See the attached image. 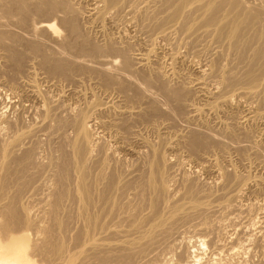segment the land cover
Segmentation results:
<instances>
[{
    "label": "bare ground",
    "instance_id": "obj_1",
    "mask_svg": "<svg viewBox=\"0 0 264 264\" xmlns=\"http://www.w3.org/2000/svg\"><path fill=\"white\" fill-rule=\"evenodd\" d=\"M254 1L255 2L257 1L258 3L257 2L254 3ZM261 3L264 4V0H96L95 3L92 2L91 4L92 6L91 7L89 6L90 8H86L88 9L86 19L89 20V23L93 27L95 25L97 26V28L99 26L100 29H102L105 23L108 24L107 20H109L110 17L118 15L122 12L126 14L127 12H125L124 10L129 11L127 15L129 16L130 14L132 15V18L130 20H127L131 24L129 25L130 28L131 26L133 27V25L135 24L134 26L136 27L137 31L138 29L136 24H141L139 23L140 21H144V20L148 21L150 19V21H148L149 24L146 25L147 27L145 29L147 30V32H149L148 30H150V32L151 30L155 31L153 34L154 38L153 39L151 38L152 40H148L144 43V45L146 44L148 46L145 53L143 52V54H140L138 57L134 58L133 60L131 59L132 57L130 58L128 54L129 49L132 48H127V45L120 46L118 45L119 43L118 44L116 43L117 41L115 42L114 39L113 38L111 39L110 37L109 38L105 37L107 39H105L104 44L99 45L100 43L97 44L93 41L95 38L91 40L89 37H87L85 34L86 31L82 29L84 27L83 26L81 27L80 25L79 20L81 19H79L80 13H78L80 12V9L76 10L75 9L76 5L73 6L70 3L66 2L65 0L64 1L63 0H0V7L2 8L1 13H3V15L6 18H11L12 16L17 15L15 18L17 24H19L18 25L19 28L20 26L22 27L28 26V21L32 14L37 15V17L39 18L43 17V19L45 18L47 19V20L45 19V21L42 22L37 21L38 24L34 25L32 28V32L35 33L37 32V34L39 35V38L37 40H32L30 37H28L30 39H27V37L24 35L26 38L25 39L24 37H22L23 36L22 34L18 35V33L17 34L12 33L10 30H9L10 32H7L8 30L5 32L0 29L1 30L0 54L2 56V59H5L4 61H6L9 69V72H4V73H10V75L14 77L15 75L20 74V72L24 70V66L26 63L29 64V61L34 60V62L36 61V63L38 64L39 68H41L44 71L43 73L49 76L48 79L51 77L54 79L56 77H59L61 80L64 79V81L65 80L67 81V80H73L72 78H74L75 76H82L83 78L86 79L88 78L89 80H95V82L98 84V87L100 86L103 92L104 91H106L105 93H107V91L115 92L118 98L121 99L122 102H124V104H126L127 109H123L125 107L124 106L122 108L123 110L119 111L121 116L133 115L136 121L142 122V124L144 123L146 125L150 124L152 126L158 121V119L162 120V118L166 117L165 113H163V111L161 110L162 107H160V105H158L154 101V99H152L155 96L152 97V91L150 89H154L157 95L159 94L164 100L165 102L164 105H166L167 110L169 109V114L166 113L167 115L173 114L178 117L180 116L182 117L183 121H184L183 119L184 117L186 119L185 121L188 122V124L190 125L191 123L195 124V122H197L196 125L197 128L193 129L190 127L189 131H186L188 132L186 134H184L185 132L182 134L181 132L180 134H175L171 141H169L170 140L169 139L167 142H164L161 138L160 139L161 142L159 143L157 142L158 145H151L147 142H144V140L142 142L140 141L142 147L146 148L148 151L145 152V154L147 153L148 155V156L146 155L148 157L147 159L148 163L146 162L147 163L146 171H144L143 173L142 170L141 172L143 174L141 175H140L141 172L138 173L139 177H137L138 178L137 180H128L131 177L128 179L126 178L125 180L122 175L126 176L125 175L126 173H124L123 171V173L121 174V172L117 170L118 167H116L117 169H114L112 167L113 164L111 163H109L111 164L110 166L112 167L110 168V166L108 165L105 159L106 157L101 158L103 154H101V156L98 157L101 159L96 160V155H95L96 149L99 148V146H96L97 143L94 142L95 138L93 139V135L89 129L90 126L88 125V122L90 123L91 120L95 119L93 117L94 115L93 112L95 110L97 111L98 114L101 113L100 106L102 107V105L100 103H99V107L96 109H94L96 105H89L86 109H84L85 107L84 108L80 107L81 110L78 109L76 110L78 112L73 111L74 113H76V115L72 113L75 115L74 117H72V119L69 120L58 119L57 121L55 120L53 121L52 118L54 117L51 118V116L56 117L57 113L55 115H51L53 111H51L52 108L50 109L48 107L50 104L47 105L48 104L47 102L46 104L47 106L42 105L41 107V109L43 110L42 119L43 121L46 120L45 121L47 122L45 123L46 126L48 124V121L51 119L53 122H55L52 123L55 124L54 125L55 127L53 128L62 130L64 127H71L70 129H72L73 131L72 134L73 137L70 139H66L67 141L65 142V144L67 143L69 151L67 152L65 150L64 146L66 145L64 144L63 146L62 143L60 144V146H58L59 147L58 149L54 146V148L58 150L57 151L58 158L56 160L49 158L50 159L49 166L52 165L51 167L55 168L56 170V173L54 172L57 178L55 183L58 184L57 187L58 191L55 188L57 192H55V194L53 193L54 194V196L52 195L53 198L50 197L51 202L49 203V205H47L48 208L46 209L45 212L46 215H48L49 217L48 219H50L51 223L49 222L50 225L46 227L40 226L39 223L35 222L34 219L35 217L33 218L34 219L33 220L31 218L32 216L30 215L31 213L29 214L28 210L25 209V207L20 206L19 204L20 199H22L20 198L21 194H23L22 192L25 190L29 182V181L27 182L26 176L28 173H26V170L28 172L29 166H31L32 168L33 165L32 158L34 156L33 155L34 149L30 147L28 149L23 148L21 151L19 150V148L22 147L21 145L22 142L24 141L23 139L25 138L26 133L19 132L17 134H14L13 136L11 135V139H9L10 141L8 142L6 141V143L4 144L2 142L1 144L2 146H0V170L2 171V173L0 174V264H36L35 261L32 260L34 258L35 253H38L41 259L38 261L41 262L43 261V264L44 263L45 264H83V261L86 258L88 259L93 256H94L93 258L97 259L99 261L98 263L100 264H108L109 262H111L113 258L118 259L117 261L119 260L122 261L127 255L125 256L123 254L124 255L123 256L122 254H120V250L119 253H117L116 251L113 252L114 249L116 250L121 249L122 250L121 252L123 251L132 252V250L134 251L137 249L144 250V246L148 247L150 244L156 243L155 241L156 238H158L157 236H159L160 234L164 235V233L166 234L168 228H171L169 226L172 223H174L176 220L178 221V218L179 219L181 217L185 218L184 214L187 213L186 212L187 210L189 212L190 210L192 212L193 211L197 212L198 210L200 211L201 209H202L201 211H205V208L208 207V202H205L207 203L206 205L203 202L204 200L201 201V198H199L198 196V192H196V187H194L193 184H191L190 180H188V182L186 180V183H184V190H183L184 192L182 195V199L185 201V203L177 204L174 201H173L174 203L171 202L174 195L169 192L170 189H168V185H167V178H168L167 172L169 171L170 165H168V160H167L168 157L166 159L164 156L167 154V153L164 154V150L170 152H176L180 147H182L183 149H186L187 152L190 153V157H192L191 155H194V157H199V155L208 156V157L204 156L205 158L202 157L203 164H201V166L198 167H201L202 170L206 172L213 173L215 175V178L216 177L218 179L220 178L223 183V187H230L232 186V184L236 185L237 187L236 188L237 192L235 195L233 194V196L231 193L233 192L232 191L233 189L230 191L231 195L225 194L227 192L229 193V191H227L226 188H225L226 191L225 193L223 192L224 190L222 189V192L224 194L218 191L222 193L223 196L224 195L225 196L229 195V197L232 196L230 197V199L229 197H227L229 200H226L227 198L223 197L224 200L226 201H221L220 200L221 198L218 196L222 194L217 195V198L218 199L220 198L219 200L221 201L220 203H218L219 205L223 203L224 207H228L230 204L232 205V203L233 204L236 203L234 200L237 201V199L239 200V198H242L240 194L242 193L243 190L245 191V189L249 191L251 183L249 185L248 182H246L247 180L239 179V177L236 176L237 174L234 173L228 174L218 166V161L220 160L219 156L217 158L216 157L217 155H211V153H215V154L218 153L224 155L225 153H227L225 151L226 148L221 141L219 142L218 140L219 138L215 137L216 135L213 134L214 130L207 125L206 121L203 120V117H205L206 114H217L216 116H218V113L220 114L225 113L228 115V113H230L233 109L235 110V108L238 109L245 108L242 109L243 110L242 113L244 114L243 120L245 121L244 124L246 122L250 124H257L259 120L262 121V119H264V6H261ZM150 8H152L151 14L149 13L147 14ZM54 18H58L59 26L64 31V35H63L64 41L62 45L59 44V46L61 47L58 49L56 48L53 49V47H50L49 45L50 43H52L51 46L53 45V43L55 44L56 36L58 35L57 36L58 38L60 35V31H58V28L55 25L56 23L53 22L54 20H51ZM8 20H13V19H8ZM113 23L114 22H112V24ZM3 24L5 25V21ZM170 28H173L175 30L178 29L179 32H181L182 37H184L182 38L184 40V44L187 47L193 49L192 51H194L195 48L197 47L200 48L208 47V51H207L208 54L210 52L209 57L207 56V58L209 59L205 62L204 66H201L202 64H199V67L197 66V68L194 69L193 67L191 69L194 72L193 75L194 77L190 79V81L189 80L186 81L189 78L186 79L185 75L180 73L178 65L181 59L179 61V57H177L175 53L173 55L169 54L168 56L169 58L168 59L166 58L168 60L167 63L168 66H165L167 67L166 69L164 68L161 69L160 66L157 68L151 66V63L153 62H150V58L154 56L156 52V51L154 52V49L152 48L153 44L155 43L154 40L158 39L159 41L160 38L163 39V41H165L168 38L169 33L171 34L172 29L171 31L169 30L167 31V29ZM145 29L144 31H146ZM137 31H135V33ZM140 31L141 30H139L138 32ZM181 44H183V42ZM200 51L202 50L200 49L197 52ZM183 61L184 60H182V62ZM164 62L165 59L163 60V63ZM190 65L192 64L190 63ZM8 69L6 70L8 71ZM24 71L26 72V70ZM20 76H23V74H20ZM20 76L18 75L17 80H19ZM209 79L214 81V84L212 83L214 85L212 86L213 88L209 87L212 84L207 83ZM12 80L15 81L14 78ZM29 88L31 89L29 90L28 92L29 94L27 93V95L35 98L36 97L35 95L36 91H34L35 89L33 90L32 85L31 87L29 86ZM193 98H195L196 100L197 98L201 99L202 104H199L200 106L193 105L195 101L193 100ZM241 100L244 101L245 103L242 102ZM249 100H254L255 103H252ZM248 101L250 102V104ZM94 103L95 102H93L92 104ZM243 103L244 105L247 103L251 106H248L247 104H246L247 106H244ZM251 103L254 105L256 104L255 105L256 107L255 106L253 107ZM53 109L55 108L53 107ZM108 110L110 111V109ZM96 111L94 113H96ZM70 115L71 114H69V116ZM118 117H120V115ZM125 118L127 117L125 116ZM125 118L121 120L119 119L118 126L121 127L122 130L124 129L126 131L129 129V125L131 123L130 120L129 121L124 120ZM110 120H114V119H110ZM132 120L133 119H131V121ZM101 121L103 120L101 119ZM138 122L136 124H138ZM230 122L229 123L224 121L220 122L223 128L222 130L224 131L222 135L224 134L225 136H227V138L230 141L231 140L237 141L236 139H238L239 135L240 136L242 135L245 138L249 136L248 133L249 131L248 132L244 131L242 133L243 129H241V126L238 123V121L235 122L236 124L234 122L232 123ZM105 123H107V121ZM110 123L115 125L114 121ZM132 123H134V121ZM7 124L10 126L9 123ZM52 124L50 125L51 127ZM36 126H38V124ZM102 126L104 127L105 124H102ZM46 128L47 127H45L44 129ZM106 128L107 127H105V130ZM110 128L111 126L109 127V129ZM163 128L165 127L163 126ZM261 128L264 129V127ZM115 129L119 130V128L116 127ZM54 131L57 130L54 129ZM31 132H33V130H31ZM58 132L59 131H57V133ZM124 133L122 134L125 135ZM129 133H131V131ZM263 134H264V130H263ZM27 140L29 141V139ZM64 141L65 140H62V142ZM236 143H238V141ZM235 146L237 147V145ZM251 147L249 146V148ZM103 150L105 149L103 148ZM128 151L132 152V154L136 156L138 154V151H133V149L132 150L130 149ZM55 155L53 157H55ZM213 156L215 157L213 158ZM147 157L144 156V159ZM143 162L145 161L143 160ZM119 167L121 166L119 165ZM32 169H36V168H32ZM50 173L53 174V170ZM169 176L171 175L169 174ZM221 181L218 182L221 183ZM236 189L234 188V192ZM129 191H134L133 195L135 196L134 198H136L134 199L136 200V203L134 205L130 203L131 199L129 202H127V200L124 199L126 198V195L128 194ZM68 199L69 201H75L74 203L77 205V211H78V213L76 214H78L79 217L77 218L78 220L81 219L83 223V226L80 227L81 229L78 230L77 228L78 232L76 231L77 233L72 236L74 241V243L73 242L72 243L73 245L75 244V246L72 248L69 247L70 245L68 246L69 243L65 242L64 239V237L66 236L64 235L65 232L67 231L68 233V230L70 229V227L68 226L70 222L69 221L70 215L65 214L66 217L64 216V218H62L59 215L60 211H62L61 207L63 206L61 205L63 200H68ZM123 199L126 202H124ZM169 201L172 204H169ZM241 201L242 199L240 200V202ZM209 205L211 206V204ZM244 206L243 208H245ZM143 207H145L148 211V213L144 216L141 213V209ZM163 207L165 208L164 212L163 210L161 211V208ZM212 207L213 208L216 207V204H214ZM221 207L222 204L218 208ZM209 208L211 209V207H208V209ZM42 211H44V208ZM186 217H188V213L186 214ZM114 220H117L118 223L121 222L126 223L127 228L125 229V227H121L125 229L122 230L121 228L119 229L118 228L119 226L117 225H112V224L110 225V223H107V221L110 222ZM251 223L253 224V222ZM105 224H109L112 227L109 226L106 227ZM26 231H30V232L33 231L34 232L32 233L33 236L32 235L31 236L32 238L34 237V239L29 241L28 237H26L27 234H25ZM107 232H110L112 235L118 236L124 234L125 236L122 235L123 240H121V242L118 240L120 243L117 244L119 245H116L115 243L111 244L105 241L106 238L102 237L103 233L106 234ZM246 238L248 239V237ZM66 239L68 241V238ZM38 241H40V243L37 244ZM236 244L237 245L235 246L232 245L231 247H229L228 252H226L224 256H222L221 253H219L221 249L219 248V246L217 247V250L214 247L215 251L211 252L213 258L209 260L208 264H236L235 262L232 263L230 261L231 256H235V257L238 255L240 256L242 250L248 248V247L246 248L245 246H239L241 243L239 245L238 243ZM200 245H204L203 240L200 241ZM243 245H245V243ZM151 246L152 245H150V247ZM253 249L255 250V248ZM253 249H251V251H253ZM110 250H112V252L115 253L116 255L115 254L111 255L110 253H107ZM88 252L92 253V256H88L89 255ZM142 252L143 251H141V253ZM198 256L199 255H192V257L190 256L192 259L188 260L190 261L188 262V264H198L200 261ZM41 262H39L38 264H41ZM176 262L178 263V261ZM118 263L121 264V262ZM241 263L243 264V262ZM86 264H90V263H86Z\"/></svg>",
    "mask_w": 264,
    "mask_h": 264
},
{
    "label": "rangeland",
    "instance_id": "obj_2",
    "mask_svg": "<svg viewBox=\"0 0 264 264\" xmlns=\"http://www.w3.org/2000/svg\"><path fill=\"white\" fill-rule=\"evenodd\" d=\"M65 1L68 2V3H70L73 6L76 5L75 6V9L76 10H79L80 9V12L77 11L78 13H80L79 14V17L80 18L79 19H81V20H79V21H80L81 27L82 26L84 27L82 29L84 31H86V33L85 32L84 33L86 34L87 37H89L91 40L95 38L93 41L95 43H97V44L100 43L99 45L104 44L105 39H107L109 37L111 39L113 38L115 42L117 41L116 42L117 44L119 43L118 45H120V46L121 45H123V46H126L127 45V48H132V49H129L128 54H129L130 58L132 57L131 59H133V60H134V58L138 57L140 54H143V52L145 53V51L148 48V46L146 44L144 45V43L146 41L152 40L154 38L153 34H154L155 31L151 30V32H150V30H148L149 32H147V30L145 29L147 27L146 25L149 24L148 21H150V19L148 21H146V20L140 21L139 23H141V24H136L138 31L141 30L140 32H138L136 30V27L134 26L135 24L133 25V27L131 26V28H130L129 25H131V24L127 20H130L132 18V15L131 14H130V16L127 15L129 13V11L128 10H124L125 12H127L126 14L122 12V13H120L118 15H115L113 17H110L109 20H107L108 21L107 22L108 24L105 23V25L102 27V29H100L99 26H98V28L95 25L93 27L89 23V20L86 19L87 18V16H86L87 15V10H88L86 8H90L92 6L91 5L92 2L95 3L96 0H93V1L92 0H75V1L74 0H65ZM70 1H72V2H70ZM256 2L254 1V3H256ZM261 6H264V4L261 3ZM151 9L152 8H150L148 10L147 14L148 13L151 14V11H152ZM1 10H2V8L0 7V18H1L0 19V29L1 30L5 31V32L8 30L7 32H10L11 31L12 33H15V34L18 33V35L22 34L23 35L22 37L25 38V36H26L27 39H30L31 38L32 40H37L39 38V35L37 34V32L36 33L35 32H32V28H33L34 25L38 24V22L45 21V19H46L45 17H44L45 19H43V17L39 18V17H37V15L32 14L31 16H33V17L30 16V19L28 21V26H25V27L20 26V28H19V26H18L19 24H17L16 18H15L17 15H14L13 14L14 15V16H12L13 18L12 17L11 18H6L3 15V13H1ZM81 13H83L84 15L81 14ZM112 18H114L115 20L112 19ZM8 19H13V20H8ZM17 19H18V17H17ZM55 19H56V22H55ZM51 20H54L53 22L56 23L55 25L58 28V31H60V35H59L58 38H57L58 35L56 36L57 39L55 38V44L53 43V45L51 46L52 43H50L49 45H50V47H53V49L54 48L58 49V48L61 47V46H59V44L62 45V43L64 41V38H63L64 31L59 26L58 18H54V19H51ZM4 21H5V25L6 26L3 24ZM82 21L85 22V23H83ZM125 21H126V23H125ZM112 22H114V23L112 24ZM144 23H146V24H144ZM3 26H4V28H3ZM5 27H7V28H5ZM133 28H134V30H133ZM142 28H143V30H142ZM144 29L146 31H144ZM171 29H172V31H171ZM14 30H15V32H14ZM168 30L171 31V34L169 33V36L166 39L167 41L165 39H164L165 41H163V39H160L159 38V41L161 40L160 43H159L158 39H155L154 40L155 43L153 44V47L152 48L154 49V52L156 51L155 52L156 55L154 54V56L151 57L152 59L150 58V62H153V63H151V66L154 67V68H157V67L160 66L161 69H163V68L166 69L167 67H165V66H168L167 65V63H168V60L167 59L169 58L168 57L169 54L170 55L171 54L173 55L175 53V55L177 57H179V61L181 59V61L179 62V65L180 66L178 65V68L180 70V73H182L183 75H185V78L186 79L189 78L186 81H188V80L190 81V79H192L194 77L193 76L194 75V72L191 69L193 67H194V69L197 68V66L199 67V64H202L201 66H204L205 62L209 59V58H207V56L209 57V54H210V52H209V54L207 52L208 51V47H206V48L205 47H201V48L200 47H197V48H195L196 51L195 50L192 51L193 49L187 47L184 44V40L182 39L184 37H182V34H181V32H179L178 29L175 30L173 28H170V29H167V31ZM135 31H137L139 34L137 32L135 33ZM177 32H178V34H177ZM28 33L31 34V35H29ZM149 33L152 34V35H150ZM173 35H174V37H173ZM28 37H30V38H28ZM105 37H107V38H105ZM148 37H150V38H148ZM56 40H57V42H56ZM182 42H183V44H181ZM145 46H147V47H145ZM200 49L202 50V51H200L202 53L197 52ZM203 49H204V51H203ZM190 50H191V52H190ZM176 52H177V54H176ZM194 52H196V53H194ZM185 54H187V55H185ZM197 54H198V56H197ZM164 59H165V62L163 63V60ZM4 60L5 59H2V56L0 54V141H1L0 142V146H2L1 145L2 142L4 144V143H6V141L7 142L10 141L9 139H11V135L13 136L14 134H17L19 132L20 133H26V136L23 139L24 141L22 142V145H21L22 147H20L19 150L21 151L23 148H25V149L27 148L28 149L30 147L34 149L33 150V155L34 156L32 158V160H33V162H32V164H33L32 165V168H36V169H32L31 166H29L28 167V172L26 170V173H28V174H27V176L25 174V176L27 177V182L29 181L30 183L28 182L27 187L22 192L23 194H21V197H20V198H22V199H20V201H22V202L19 201V204H20V206L25 207V209L28 210L29 214L31 213L30 215L32 217L31 216L30 217L32 219L35 217L34 218L35 219V222L36 223H39L40 226L46 227V226L50 225V223H51L50 222V219H48L49 217H48V215H46L45 212H46V209L48 208L47 205H49V203L51 202L50 197L53 198L52 195L54 196L55 192L58 191L57 190L58 189L57 188L58 187V184L55 183L56 182V179H57L56 178V174H55L56 173V170H55V168H52L51 167L52 165L49 166V164H50L49 163L50 162V159L49 158L56 160L58 158V152H57L58 151L57 149L59 148L58 146H60V144H62V143H63L62 145L64 146L65 142L67 141L66 139H70V138L73 137L72 136L73 131H72V129H70L71 127H64L63 128L64 130L62 129L64 133L60 129L53 128V127H55L54 126L55 124H52V123H55V122H53L54 120L57 121L58 119L59 120H62V119H64V120L72 119V117H74L76 115V113H74V112H78V111H76L77 109L78 110H81L80 107H82V108L85 107L84 109H86L89 105H96L95 108H94V109H96V108L99 107V103H100L102 105V107L100 106V108H101L100 109V112L101 113L98 114L97 111L95 110L96 113H94L95 111L93 112V114H94L93 117L95 119L91 120L90 123L88 122V125L90 126L89 129H90V131H91V133L93 135V139L95 138L94 139V142L97 143L96 146H99V148L101 149V150L99 148L96 149V154H95L96 155V160H99L101 158H105L106 157L105 159H106V161H107V163H108L109 166L111 164H113L112 167L114 169H117L116 167H118L117 170H119L121 172V174L123 173V171H124V173H126L125 174L126 176L122 175L125 180H126V178L128 179L130 177L131 178L128 179V180H137L138 179L137 177H139V174L138 173H140L142 170H143V173H144V171H146V166H147V163H148V160H147L148 159V157H147L148 155H147V153L145 154V152H148V151H147L146 148H143L142 145H141V142L143 140H144V142H147V143H149L151 145H158V143L161 142V140H160L161 138H162V140L164 142H167L169 139H170L169 141H171L172 138H173V136L175 134H180V132H181V134L184 133V132H185L184 134H186V133H188L186 131H189V128L190 127L193 128V129L194 128H197L196 127L197 122H195V124L191 123V125H190V124H188V122L185 121L186 119L184 117H183V119H184L185 122L182 120V117H180V116L178 117V116L173 115V114H170L171 116L170 115H167L166 113L169 114V109L167 110L166 105H164L165 104L164 100L162 99V97L159 94L157 95V93L155 92L154 89H150L152 91V97L155 96L152 99H154V101L158 105H160V107H162L161 110L166 115V117L162 118V120L164 121L165 118H166V120L163 122L161 119H158V121L156 122L157 124L155 123V124H153V126L149 124L150 125L149 126V125H146L144 123L142 124V122L136 121L135 118L133 117V115H125L127 118H125V116H121V114L119 113V111H122L123 109H127L126 104H124V102H122V100L118 98V96H117V94H115V92H112V91H110V92L107 91V93H105L106 91L103 92V90L101 89V87L100 86L98 87V84L95 82V80H89L88 78L86 79V78H83L82 76H75L74 78H72L73 80H67V81L66 80L64 81V79L61 80L59 77H56L55 79L51 77V78L48 79L49 76H47L45 73H43L44 71L41 68H39L38 64L36 63V61L34 62V60L29 61V64L28 63L25 64V66L28 65V66H26L27 68L24 66V70H26V72L24 70L22 71L23 73L20 72V74H23V76H20V74H17L14 77H12L10 75V73H4V72H9L8 65H7L6 61H4ZM182 60H184V61L182 62ZM190 63L192 65H190ZM6 69H8V71ZM191 72H193V73H191ZM18 75L20 76L19 77V80L20 81L17 80L18 79ZM13 78H14V80L16 82L12 80ZM47 79H48V81H47ZM50 79H51V81H50ZM209 80L207 81L208 84H212V83L214 84V81H212V80L209 81ZM213 84L211 86H209V87L214 86ZM28 85L30 87L32 85L33 90L35 89L34 90V91H36L35 92L36 93L35 94L36 95L35 98L34 97H30V96L27 95V93L31 89V88H29ZM45 100H46V102H45ZM193 100H195L194 101V104L192 102L193 105H196L197 106L199 104H202V100L201 99H198L197 98V100H196L195 98H193ZM111 101H113V102H111ZM249 101L252 102V103H255L254 100H249ZM43 102H45V103H43ZM47 102H48V104H47ZM84 102H86V103H84ZM93 102H95V103L92 104ZM242 102H244V101H242ZM250 102H249V104H250ZM87 103H89V104H87ZM244 103H243V105H244ZM46 104L47 105L50 104L48 107L50 109L52 108L51 111H53V112L51 113V115H55L57 113L56 117L55 116H51V118L54 117V118H52L53 121L50 119L49 120L50 121V124H49V121H48L47 126L45 124V123H47V122H45L46 120L43 121V119H42V117H43V115H42L43 110L41 109L42 105L45 106ZM111 104L114 105L116 108L114 106H112ZM246 104L244 106H247V105L248 106H251L249 104H247V105ZM255 105L252 104L253 107ZM52 106L55 109H53ZM56 107H57V109H56ZM108 107H111V108H108ZM163 107H164V109H163ZM165 108H166V110H165ZM108 109H110V111ZM242 109H245V108H239V109L238 108H235V110L233 109L231 111L232 113L230 112V113H228V115L225 114V113H223V114L222 113L221 114L218 113V116H216L217 114H206L205 117H203V120H205L206 123H207V125L211 129L214 130L213 131V134L216 135L215 137H218L219 138V139L217 138L219 140V142L221 141L222 144H224V146L226 148L225 151L227 153H225L224 155L218 154V153H216V154L215 153H211V155H217L216 156L217 158L219 156V159L220 160L218 159L219 160L218 161V166L220 168H222V170H224V172H226L228 174H233L234 173V174H237L236 176H238L239 179H241V180H244V179L247 180L246 182H248L249 185L251 183L250 189L251 188L252 189L251 190L249 189V191L246 190V189H245V191L243 190L242 191L243 194L242 193L240 194L242 196V198H239V200L237 199L238 202L236 200H234L236 203L233 204L231 202L232 205L230 204L228 207H224L223 206V203H221L223 208L222 207L221 208H218V207L221 206V204L219 205L218 203H220L221 201L229 200L230 197L233 196V194L234 195L236 194V192H237L236 185L232 184V186H230V187H223V183H222V181H221L220 178L219 179L217 177L215 178V175L213 173L206 172V171L202 170L201 167H198V166H201V164H203L202 163L203 162V158L202 157H204L205 155L204 156L199 155V157H194V155H191L192 157H190V153L187 152V150L186 149H183L182 147H180L178 149V151H176V152H170V151H165L164 150V154L167 153L164 156H165L166 159L168 157V159H167L168 160V165H170L169 166V171L167 172L168 173L167 174V177H168L167 178V185H168V189H170L169 192L174 195L173 196V199L171 200V202L172 203L175 202L177 204L178 203H181V204L182 203H185V201L182 199V195H183V192H184L183 191L184 190V183H186V180H187V182H188V180H190L191 184H193V186L196 187V192H198V196H199V198H201V201L204 200L203 201L204 203L205 202H208V207H211V209L210 208L208 209V207H206V208L204 207L206 212L205 211H201L202 210L201 209L200 211L198 210L197 212L196 211H193L192 212L190 210L191 213L187 210L186 212L188 213V217H186V214L187 213H185L184 214L185 215V218L184 217H181L182 218V221H181V218L180 219L178 218V221L176 220L174 223H172L169 226L171 228H168V231H167L166 234L164 233V235L163 234H160L161 236L160 235L157 236L159 239L156 238V241H155L156 243L155 244H150V245H152L151 247H150V245L148 247L147 246H144V250H138L137 249V250H134V251L132 250V252L123 251L124 253L121 252L122 251L121 249H118V250L114 249L113 252L116 251L117 253H119V250H120V254H122V255L124 254L125 256L127 255L125 257L126 259L124 258L122 261H120V260L117 261L118 259L113 258L116 261H114L112 259L111 262H109L108 264H111V263L112 264H120L118 262H121V264H149V263L150 264H163V263H165V264H170V263L171 264H181V263L182 264H184V263L185 264H188V262H190L188 260H191L192 259L191 258L192 255H199L198 257H199V260L200 261H199L198 264H204V263L205 264H208L209 263V260H211V258H213L211 252H214L215 249L217 250V247L218 246H219V248H221L220 251L223 250L222 252L219 251V253H221V255L224 256V254H226V252H228V250H229L228 248L231 247L232 245H234V246L237 245L236 243H238V245L241 243L239 246H245L246 248L248 247L247 248L248 249V252H247V249H245V250H242V252L240 253V256L239 255L236 256V257L235 256H231L230 261L232 263L235 262L236 264H242L241 262H243V264H247V263L248 264H264V256H263L264 255V249H263L264 248V136H263L264 135L263 134V130L264 129L261 128V127H264V122H263L264 119H262V121L259 120L257 124H250V123H247V122H246L247 124L246 123L244 124L245 121L243 120V115L244 114L242 113V111H243ZM70 110H72V111H70ZM164 111H167V112H164ZM117 112H118V114H117ZM72 113H74L75 115L72 114ZM69 114H71L73 116H71V115L69 116ZM98 115H100V116H98ZM110 115H111V117H110ZM119 115L122 118L118 117ZM167 116H169L170 118L167 117ZM65 117H67L68 119L65 118ZM129 117L131 119H133V120L131 121V119ZM103 118H106V119H103ZM123 118H125L124 120H127V121L130 120V123L131 124L129 125V129L126 130V131L127 132L128 131L129 132L131 131V133H129V132L127 133L124 129L122 130L121 127L118 126L119 119L121 120ZM213 118H214V120H213ZM101 119L103 121H101ZM110 119H114V120H110ZM37 121H39V122H37ZM106 121H107V123H105ZM109 121L110 122H113L114 121L115 122V125L112 124V123H110ZM133 121H134V123H132ZM223 121L224 122H228V123L230 121H231L230 123H232V122L235 123V122L238 121V123L241 126V129H243L242 130V133L244 131H246V132L249 131L248 133H249V136L251 138L249 136L245 138L242 135H241L242 137L239 135V137H238L239 140L236 139L238 141V143H236L237 141H235V140L234 141H232V140L230 141L227 138V136H225L224 134L222 135V133H224V131L222 130L223 128H222V125H221L220 122H223ZM92 122H94V123H92ZM137 122H138V124H136ZM7 123H9L10 126ZM99 123H101V124H99ZM242 123H243V125H242ZM37 124H38V126H36ZM51 124H52V127L50 126ZM102 124H105V126L103 127ZM107 124H108V126H107ZM7 125H8V127H7ZM43 125H44V127H43ZM131 125H133V126H131ZM248 125H249V128H248ZM32 126H33V128L34 127L35 128L37 127V128L36 129L35 128L33 129ZM110 126H111V128L109 129ZM163 126L165 128H163ZM45 127H47V128L44 129ZM105 127H107L106 130H105ZM115 127L116 128H119V130L118 129H115ZM27 128H28V130H27ZM131 128H132V130H131ZM30 129L33 130V132H31ZM54 129L57 130V131H59L58 133L60 135L57 133V131H54ZM34 130H36V131H34ZM12 131H13V133H12ZM122 133H124L125 135H123ZM259 134H261V135H259ZM1 138H2V140H1ZM59 138H60V140H59ZM25 139L26 140L29 139V141L28 140L26 141ZM224 139H225V141H224ZM62 140H65V141L62 142ZM31 142H32V144L34 143L33 146L31 144ZM227 143L230 144V145H228ZM239 144L242 145V146H240ZM243 144H245V145H243ZM255 144H257V145H255ZM65 145L66 146H64V148L68 152L69 151V148L67 146V143ZM235 145H237V147ZM54 146L57 149L54 148ZM249 146L250 147L252 146V147L249 148ZM103 148L105 150H103ZM53 149H55V150H53ZM114 149H115V151H114ZM127 149L128 150H130V149L132 150L133 149V151H138L137 156L134 155V154H132V152L128 151ZM234 149H236V150H234ZM97 150H99V151H97ZM139 151H141V152H139ZM249 151H251V152H249ZM256 151H257V153H256ZM142 153L145 154V155H143ZM101 154H103V156H101ZM54 155H55V157H53ZM100 156H101V158H98ZM144 156L147 157V158L144 159ZM205 157H208V156H205ZM214 157L215 156H213V158ZM142 158H143V160L145 162H143ZM173 162H174V164H173ZM109 163H111V164H109ZM118 164L121 167H119ZM112 167L110 166V168H112ZM39 170H41V171H39ZM46 170H47V172H46ZM52 170H53V174L50 173V172H52ZM170 170H171V172H170ZM249 170H250V172H249ZM247 172H249V173H247ZM1 173H2V171L0 170V174ZM143 173L141 172L140 175L143 174ZM169 174L171 176H169ZM168 181H169V184L170 185L168 184ZM218 181H221V183L218 182ZM254 181H256L257 183L254 182ZM254 183H256V184H254ZM257 184H259L260 186L257 185ZM179 186H180V188H179ZM55 188H56L57 191L55 190ZM225 188H226L227 191H229V193L228 192L225 193L226 192L225 191ZM229 188H230V190H229ZM234 188L236 189L235 192H234ZM222 189L224 190L223 192L225 194H229V195H231L230 194V191L233 189L232 190L233 192H231L232 193V196H230V197H229V195H227V196L224 195L223 196L224 193L222 192ZM176 191H178V192H176ZM218 191L222 192L223 194L220 193V192H218ZM11 194H12V191H11ZM133 194H134V191H129L128 194L126 195V198H124L125 200H127V202H129L130 199H131V202L130 203H132V205H134L136 203V200H134L136 198H134L135 196ZM220 194H222V195H220ZM217 195H220L218 197L221 198V199L219 198L221 201L217 198ZM223 197H226V198L229 197V199L228 198L227 199L225 198L226 200H224ZM46 198H48V199H46ZM124 199H123V201L126 202ZM241 199H242V201L240 202ZM70 200H72V199H70ZM74 202L75 201H69V199L68 200H63L62 205H61V206H63V207H61V210L62 211H60V214H59L62 218H64V216L66 217V215H70V220H69L70 222L68 224V226L70 227V229L69 230L67 229L68 230V233L66 231L65 234H64V235H66L65 237L68 238V241H67V239L64 237L65 242H68L69 243V244L68 243H66V244H68V246L70 245L69 246L70 248H72V247L75 246V244L73 245L74 241H73L72 236L78 232L77 231V228H78V230H80L81 229L80 227L83 226V223H82L81 219L78 220L79 217H78V214H76V213H78V211H77V205ZM171 202L169 201V204H172ZM209 202H211V203H209ZM228 202H230V201H228ZM68 204H70V205H68ZM205 204L207 205V203H205ZM209 204H211V206ZM214 204H216V207H214L215 209L212 207ZM251 204H252V206H251ZM230 206H232V207H230ZM243 206L245 208H243ZM43 208H44V211H42ZM240 209H242V210H240ZM63 210H64V212H63ZM162 210L164 212L165 208L164 207L161 208V211ZM69 211L70 212L72 211L73 213L71 212V214H70ZM42 212H43V214H42ZM61 212H63V213H61ZM204 212H205V214H204ZM141 213L144 216V215H146L148 213V211H147V209L145 207H143L141 209ZM186 218L187 219L189 218V219L187 220ZM190 218H191V220H190ZM108 221H107V223H110V225L112 224V225L119 226L118 227L119 229L121 227H125V229L127 228L126 227L127 224L124 223V222L123 223L122 222L121 223H118L117 220L110 221V222H108ZM251 222H253V224ZM44 223H45V225H44ZM115 223H117V224H115ZM105 225H106V227L107 226L112 227L109 224H105ZM248 228H250V229H248ZM258 228H259V230H258ZM121 229L122 230H125L123 228H121ZM191 232H192L193 235L191 234ZM194 232H195V234H194ZM32 233H34V232L33 231H31V232L30 231H26L25 232V234H27L26 237H28V240L29 241H31L32 239H34V237L32 238V236H33ZM200 233H201V235H200ZM122 235L125 236L124 234H121V235H118V236L117 235H112L110 232H107L106 234L103 233V236L101 234L102 237L106 238L105 241L107 243H111V244L112 243L113 244L115 243L116 245H119L117 243H120L121 240H123L122 239ZM195 235H196V238H195ZM250 235H252V236H250ZM240 236H242V237H240ZM131 237H133V236H131ZM246 237H248V239ZM202 238H205V239H202ZM69 239H71V240H69ZM108 239H110V240H108ZM168 239H169V241H168ZM160 240H161V242H160ZM202 240L204 241V245H200V241H202ZM210 240H211V242H210ZM212 240H213V242H212ZM40 241H38L37 244L40 243ZM224 241L226 243H228V244H226ZM221 243H222V245H221ZM244 243H245V245H243ZM228 245H230V246H228ZM259 245H260L261 248L259 247ZM225 246H227V247H225ZM214 247H215V249H214ZM222 247H223V249H222ZM253 248H255V250ZM251 249H253V251H251ZM138 251H140V252H138ZM141 251H143V252L141 253ZM257 251H259V252H257ZM113 252H112V250H110L107 253H110L111 255H113V254H115ZM256 252H257V254H256ZM88 254H89L88 256H92V253H89L88 252ZM93 257H90L88 259L86 258L83 261V264H86V263H90V264H100V263H98L99 261L97 259L93 258ZM152 259H154V260H152ZM32 260L35 261L36 264H38L39 262H41V261H38V260H41L40 257H39V255H38V253H35L34 258ZM87 260H88V262H87ZM36 261H38V262H36ZM176 261H178V263ZM41 264H43V261L41 262Z\"/></svg>",
    "mask_w": 264,
    "mask_h": 264
}]
</instances>
